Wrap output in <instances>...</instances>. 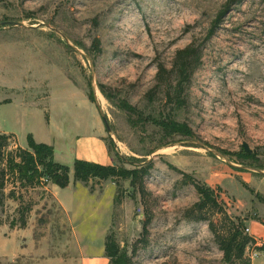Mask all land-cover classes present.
I'll return each instance as SVG.
<instances>
[{"label": "rangeland", "instance_id": "1", "mask_svg": "<svg viewBox=\"0 0 264 264\" xmlns=\"http://www.w3.org/2000/svg\"><path fill=\"white\" fill-rule=\"evenodd\" d=\"M192 43L200 63L175 108L158 66L171 70ZM82 99L98 105L97 123ZM1 101L0 131L19 139L9 135V150L26 147L27 134L48 137L46 114L54 140L73 143L91 123L114 166L152 168L135 186L79 182L78 207L0 175V264H110L108 236L129 264H225L210 223L221 231L225 213L248 235L246 221L264 224V0H0ZM168 114L195 137L165 136L146 119ZM183 174L211 188L219 209L197 210L201 196ZM263 245L249 243L236 264L264 259Z\"/></svg>", "mask_w": 264, "mask_h": 264}, {"label": "trees", "instance_id": "2", "mask_svg": "<svg viewBox=\"0 0 264 264\" xmlns=\"http://www.w3.org/2000/svg\"><path fill=\"white\" fill-rule=\"evenodd\" d=\"M200 59L201 53H199V49L195 46V43H192L184 49L177 51L171 70H167L163 65L158 66L157 79L159 83L164 82L167 88L165 97L170 102H173L175 108L183 105L185 88L194 70L198 67ZM169 74H174V84L169 81ZM158 88L160 86L157 84L153 88V92L157 91ZM100 89L105 94L104 87L100 86ZM154 97H150V99L153 101ZM90 100L95 102L92 96ZM120 108L130 114L141 115L139 111L126 101L121 102ZM146 119L160 127L165 136L182 135L195 137L187 124L178 122L169 114L161 117L148 116ZM8 140L9 135L0 134V163L4 165V168L0 170L1 178L12 177L21 189H43L48 183L57 185L60 188H65L69 185L70 168L54 160V149L52 146L36 142L32 135L29 134L27 135V147L23 148L19 146L13 150H9ZM241 154L244 158H249L251 155V153L247 154L245 152ZM151 168V162L135 166L133 169H125L76 159L73 163V177L75 181L83 183H88L91 179H129L131 185L135 186L138 181L142 182ZM183 176L194 184L195 189L201 196L202 201L197 204V210L201 211L208 207L218 208L214 192L211 188L194 181L187 174H183ZM0 185L3 187V183ZM142 191L143 186H141L140 192ZM9 195L10 197H16L14 190H11ZM18 197H20V200L22 199L21 194ZM29 210L30 207L19 209L21 215L18 220L20 227L26 225L24 212ZM223 216L221 231L216 230L214 224L210 223V229L215 234L219 249L223 252V261L225 264L243 262L249 243L255 240L244 232L245 225L242 220L238 218L233 219L225 213ZM14 225V222L10 224L11 227ZM260 250H264V245ZM105 255L109 258L110 264H129L126 253L119 250L117 243L110 236L106 237ZM245 264H250V262H246Z\"/></svg>", "mask_w": 264, "mask_h": 264}, {"label": "crops", "instance_id": "3", "mask_svg": "<svg viewBox=\"0 0 264 264\" xmlns=\"http://www.w3.org/2000/svg\"><path fill=\"white\" fill-rule=\"evenodd\" d=\"M8 103H11V101ZM8 103H5V104H8ZM0 104H3L2 101L0 102ZM80 105L82 106V108L84 110L88 111V113H89L88 115L91 116V120H93L94 123L95 122L97 123L98 115L96 112V107L98 105L95 106L91 102H89L85 99L81 100ZM44 110H45V108H44ZM44 114H45V111H44ZM86 122H87V120L82 124H85V125L88 124ZM45 126H46V129L48 130L49 135H48V137L45 136V138H43L42 142L37 141L35 136L31 133L30 134L32 135V137L34 138V140L36 142L45 143V144H48L54 148V160L58 163L65 164L70 168V172H69L70 183L65 188H60L57 185H54L52 183H48L46 186L43 187V189L42 188L41 189L43 191H45L47 194L51 193L53 195H56L58 198V201L61 203L62 206L66 207V206H75L76 205V207H78L81 205L80 198L77 195V193L75 192V190H72V188L77 186V184H80L83 182L74 180V177H73V163H74V161L76 159H79V160L94 162V163H98V164H102V165L114 166L112 164V160H111L112 156H110V153L108 152V149H107L104 141L102 139H100L99 132H95L93 127H91L92 126L91 123L89 125L90 127L85 132V134H83V136H79V137L74 138V142L71 143V141H70V143H68V144H66L64 139H62L61 135H57L56 137L58 140H54V136H53V132H52L53 126H51L50 121H46V114H45ZM1 133L5 134V135H12L11 136L12 138H16L17 140H19L16 133L0 131V134ZM27 135H29V134H27ZM19 145H20V147L25 148V142L22 139H21V142H19ZM56 145L58 147H60V152H61L60 157L64 158V161H58V159H57L58 151H57ZM26 147H27V143H26ZM91 180H93V179H91ZM95 180L98 181L99 179H95ZM67 196L72 199V201L69 203L67 201ZM246 223L248 224L247 228L249 229V233H250L249 235L254 240H260L264 243V224L261 223L260 221L256 220V219H250L249 221H246ZM26 224H28V223H26ZM252 264H264V259L258 260L257 262H255V260H253Z\"/></svg>", "mask_w": 264, "mask_h": 264}, {"label": "water", "instance_id": "4", "mask_svg": "<svg viewBox=\"0 0 264 264\" xmlns=\"http://www.w3.org/2000/svg\"><path fill=\"white\" fill-rule=\"evenodd\" d=\"M4 23L10 24V25H17V26H23L24 25V23L19 22V21H7V22H4ZM102 120H103L106 128L108 129V123H107V120H106V118L104 116H102ZM242 146H243V148L245 149V151L247 153L251 152V149L249 148L247 143H243Z\"/></svg>", "mask_w": 264, "mask_h": 264}, {"label": "built area", "instance_id": "5", "mask_svg": "<svg viewBox=\"0 0 264 264\" xmlns=\"http://www.w3.org/2000/svg\"><path fill=\"white\" fill-rule=\"evenodd\" d=\"M246 231L248 232V231H249V229H248V228H246Z\"/></svg>", "mask_w": 264, "mask_h": 264}]
</instances>
